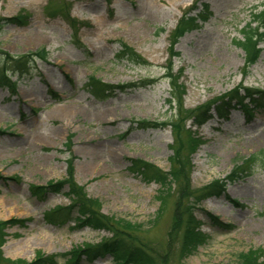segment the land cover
Wrapping results in <instances>:
<instances>
[{
	"label": "rangeland",
	"instance_id": "1",
	"mask_svg": "<svg viewBox=\"0 0 264 264\" xmlns=\"http://www.w3.org/2000/svg\"><path fill=\"white\" fill-rule=\"evenodd\" d=\"M262 4L264 0H0V51L15 57L46 52L29 74L13 77L15 94L0 88V220H18L4 230L3 257L30 263L40 254H70L113 237L108 230L74 229V222H46V212L70 204L67 187L44 199L29 191L31 185L66 178L69 136L77 184L99 201L103 214L141 226L142 242L165 250L178 185L161 205L158 195L165 188L130 167L131 160H143L170 172L174 135L169 125L139 123H163L172 116L166 102L170 85L163 78L169 63L181 75L188 110L220 100L239 85L264 91V43L249 68L235 45L252 10H261ZM194 5L191 16L207 5L208 18L178 40V55L171 60L172 34ZM17 16H27V22L5 21ZM119 42L148 63L116 59ZM90 76L123 90L98 100L86 88ZM151 80L153 84L140 87ZM191 125L187 122L186 129L200 145L188 156L190 191L197 195L217 180H225V191L213 192L194 207L206 243L182 260L177 239L170 264H241L240 255L249 250L264 257V169L257 163L253 174L226 179L237 160L264 152V108L250 117L235 108L227 118L215 113L200 128ZM194 200L189 204L194 206ZM208 215L232 231L215 227ZM71 257H58L55 264H75ZM78 264H113V259L107 255L88 263L81 257Z\"/></svg>",
	"mask_w": 264,
	"mask_h": 264
},
{
	"label": "trees",
	"instance_id": "2",
	"mask_svg": "<svg viewBox=\"0 0 264 264\" xmlns=\"http://www.w3.org/2000/svg\"><path fill=\"white\" fill-rule=\"evenodd\" d=\"M261 7H263L262 10L258 12H255V9L253 10L251 22L242 31L243 38L235 42L245 52L246 67L254 64L261 53L259 44L264 41V4ZM190 11L189 9L185 12L179 20L173 33V44L186 32L198 28L200 21L206 20V16H204L206 7L196 17L190 16ZM26 19L27 16H17L5 19V21L25 24L27 22ZM1 22L2 20L0 19V28ZM71 22L75 23L74 20H71ZM119 43L121 48L116 54V59L120 61L127 60L137 65L148 63L128 45L123 42ZM170 55L171 57L176 55L172 47ZM37 58L45 59V50L28 53L19 57L0 51V87L7 88L11 93H15L16 82L12 81V77H22L29 74L31 65H33ZM166 71L165 78L168 79L170 84L169 98L166 102L170 110L174 112L166 122L150 123L141 121L139 126L156 128L169 125L172 128L174 154L170 159L171 170L170 172H163L158 167L143 160H131L132 165L130 170L140 174L144 180L149 182L155 181L163 189L165 188L158 195L161 205L174 194L173 185H178V192L175 197V201L176 199L177 201L174 204L173 222L168 232L167 248L161 250L160 247L151 245L152 243L142 242L138 236L141 226L123 219L117 220L101 212L99 201L91 198L87 194L85 187L78 185L75 180V156L72 155V137L69 136L65 144V151L69 153L66 178L58 182L48 183L45 186L31 185L29 188L30 193L33 197L44 199L48 194L62 193L64 188L67 187L68 192L65 193V196L69 198L70 204L46 212L44 215L46 222L57 226L74 222V229L88 227L94 230H108L113 234V237L107 238L96 245H86L80 249H75L70 254L51 256L40 254L34 261L22 263L4 258L1 251L5 237L4 230L7 226L16 223L18 220H0V264H55L58 257L68 259L69 255H72L69 261L75 264H78L81 257H85L87 262L91 263L96 258L107 255L112 257L113 264H170L173 243L177 239H179L178 253L182 256V260L194 254L200 246L206 243L208 236L200 229L201 222L194 214V207L204 198L212 195L213 192L221 194L225 191V180L212 182L209 187L197 195L193 191H190V163L188 156L199 147L200 140L194 136L195 133L191 129H186V123L191 121L192 126L199 127L212 117V110H215L219 117L226 118L229 111L236 106H239L247 116H252L256 110H260L264 106V91L253 90L240 85L224 95L220 100L218 99L198 110H188L184 107L185 90L180 82L181 75H177L172 71L171 63H169ZM153 83L154 81L151 80L140 87ZM88 87L93 96L102 100L108 99L123 90L120 85H110L93 76L89 77ZM52 94L56 100H60L57 94ZM185 138H187L186 145L184 143ZM257 163H259L260 168L264 169V152L237 160L226 179L233 181L253 174ZM15 179L17 180V178ZM191 198L195 199L194 206L189 204ZM234 203L236 204V202ZM208 216L215 227H219V229H225L224 227H226V232L232 231L231 225H222L218 221V218L211 215ZM240 261L241 264H264L263 253L255 250L243 252L240 255Z\"/></svg>",
	"mask_w": 264,
	"mask_h": 264
}]
</instances>
